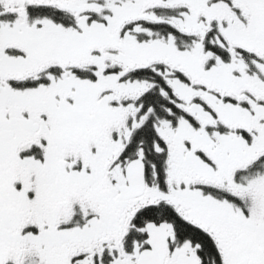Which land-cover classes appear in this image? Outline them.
<instances>
[{
	"label": "snow or ice",
	"instance_id": "6c2138e0",
	"mask_svg": "<svg viewBox=\"0 0 264 264\" xmlns=\"http://www.w3.org/2000/svg\"><path fill=\"white\" fill-rule=\"evenodd\" d=\"M0 264H264V0H0Z\"/></svg>",
	"mask_w": 264,
	"mask_h": 264
}]
</instances>
